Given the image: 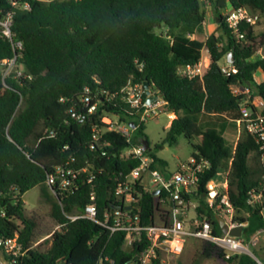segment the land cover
<instances>
[{"label": "trees", "instance_id": "trees-1", "mask_svg": "<svg viewBox=\"0 0 264 264\" xmlns=\"http://www.w3.org/2000/svg\"><path fill=\"white\" fill-rule=\"evenodd\" d=\"M206 2L219 21L218 31L211 34L198 29L207 18ZM242 6L264 18V0H54L35 1L29 10H19L14 31L23 41L21 61L32 78L11 75L6 85L0 80V230L19 234L24 255L18 264H130L148 245L144 234L127 246L126 231L112 232L87 217H70L84 212L92 193L98 217L112 214L123 202L117 195L119 183L141 163L126 153L148 140L139 109L131 108L122 96L131 83L145 87L149 82L152 91L164 95V110L176 114L167 131L171 143L181 135L198 139L192 156L208 165L199 172L197 190L184 194L186 202H197L195 217L209 218L214 233L223 234L220 210L207 200V185L224 170L236 217L248 221L246 241L264 229V197L248 203L252 188L264 193V148L246 128L234 142L224 135L242 117L247 96L235 93L234 85L249 87L252 98L264 102V79L255 77L260 70L264 73V57L256 56L264 46V27L258 31L256 25L243 23L235 30L223 13ZM204 49L210 56L204 75L181 73L180 67L203 60ZM12 54L11 42L0 34V57ZM222 60L230 64V73L223 71ZM87 88L89 105L82 101ZM72 106L81 117L71 115ZM252 107L264 113V106ZM114 115L119 124L137 123L130 126L129 137L103 121ZM145 153L152 169L171 173L168 162L150 147ZM59 166L75 171L66 188L47 184L48 175ZM37 186L59 226L45 250L36 245L42 217L27 212L24 200V194ZM154 191L145 187L143 178L134 184L132 212L144 224L169 221L176 205L167 191ZM189 240L198 241V260L260 264L248 253L227 258L225 249L210 240ZM252 250L264 263L262 247ZM163 258L160 253L154 264H164Z\"/></svg>", "mask_w": 264, "mask_h": 264}, {"label": "built area", "instance_id": "built-area-1", "mask_svg": "<svg viewBox=\"0 0 264 264\" xmlns=\"http://www.w3.org/2000/svg\"><path fill=\"white\" fill-rule=\"evenodd\" d=\"M35 1L51 2L54 0H0V34L11 42L13 48L12 55L0 57V80L5 85L11 75L14 78H32L31 74L25 73V66L21 61L23 41L16 37L14 24L19 10H29ZM225 15L229 27L235 30H238L243 23L256 25L261 20L259 13L251 11L246 6L231 7L227 9ZM241 37H243L242 34ZM262 56L264 57V55ZM208 66L209 64L201 60L196 64H187L180 67V72L190 77H202ZM222 69L227 73L231 72L230 64H224ZM240 93H246L247 96L241 107L242 117L236 120L238 125L237 139L242 128H246L264 148V113L252 107L262 108L264 102L260 97L252 98V92L249 87L241 88ZM122 96L131 108L139 109L138 113L143 121L158 115L165 103L162 97H154L152 102H148L149 96H157V94L154 91L148 93L147 89L140 83H131L124 87ZM82 101L87 105L92 102V96L88 88L82 97ZM70 113L74 118L81 117V114L74 106L70 108ZM103 121L109 124L110 129L120 131L128 137L131 135V129L128 124H119L111 116H104ZM145 150L143 145H140L129 148L126 151L127 154H134L139 157L141 163L117 187V195L123 199V208H115L116 210L112 214L107 212L105 218L100 219L98 217L96 196L92 193V202L86 206L84 212L70 217L73 219L87 217L110 228L112 232L117 230L126 231L127 246L141 240L144 234L149 243L139 253L136 261L130 264H154V261L160 257V253L181 254L185 249L187 240L191 237L214 242L225 249L227 258L237 253H248L255 257L260 264H264L251 247L258 241L259 235L264 233V229L254 234L249 241H246L244 234L241 237L228 233L215 234L212 222L207 217L202 219L194 217L192 221H188L186 208L189 203L186 202L184 194H190L197 190L199 172L208 165L207 161L199 160L192 156L191 160L188 163H183L177 171L164 173L159 169L151 168L152 160L145 153ZM74 178L75 171L73 168L59 166L55 172L48 175L47 184L66 188L73 183ZM141 178H143L145 187L149 185L152 190L160 189V193L165 190L170 194L171 199L175 201L176 205L172 212L173 217L169 221H156L152 224H144L141 221V217L132 212L134 184ZM207 187L209 189L207 196L209 204L211 206L216 205L229 227L234 228L243 225L244 222L236 217V209L230 200L226 175L220 182H215L212 179ZM263 197V190L252 188L249 191L248 203L255 204L263 200ZM125 206H131V208L128 209ZM1 215L5 216L6 212L3 211ZM22 255H24V245L19 238V234L16 232L14 235H7L0 230V264H18ZM162 262H166L165 257Z\"/></svg>", "mask_w": 264, "mask_h": 264}, {"label": "rangeland", "instance_id": "rangeland-1", "mask_svg": "<svg viewBox=\"0 0 264 264\" xmlns=\"http://www.w3.org/2000/svg\"><path fill=\"white\" fill-rule=\"evenodd\" d=\"M205 8L207 10V18L205 22L198 27V29L206 34L215 33L219 28V21L213 13L212 7L209 2H206ZM231 8V7H230ZM227 11L224 10L225 14ZM264 27V18L256 24V29L261 31ZM204 57L209 59V53L206 49L203 50ZM264 54V46L262 47L261 52H258L256 56ZM206 63L208 62L205 61ZM223 64L224 60L221 61ZM255 77L258 81L264 79V73L260 70L255 74ZM244 88V87H243ZM233 90L235 93H240L241 86L234 85ZM255 90V87L253 88ZM157 95H160L157 91H154ZM115 122H119L118 116H111ZM172 118L168 111L161 108V111L158 115L149 118L146 121L145 132L148 136L150 142L151 152L158 158L164 159L168 162L167 170L169 172H175L183 163H188L192 158V153L194 152L193 143H197L198 139L196 137L188 139L185 136L181 135L178 137L175 143H171L167 139V131L170 127ZM226 138L231 142L236 141L238 136V130L236 131L233 127L230 130L226 131ZM225 176V171L220 170L219 173L214 178L215 182H220ZM148 179V178H147ZM151 189L150 186H146ZM24 200L26 203V209L29 213H36L42 217L43 225L40 228V236L38 238L37 245L45 250L47 249L51 242L52 232L57 228V224L49 215V205L44 201L42 190L39 186L29 190L24 194ZM197 202L193 201L187 206V219L192 221L195 217V207ZM173 213H169L168 218H172ZM159 221V220H158ZM197 240H189L185 246L184 251L181 254L172 256L169 253H164L166 262L164 264H230L223 259L216 258H199L197 257ZM251 247H258L262 250H259V253L264 256V233L259 235L258 241L251 245ZM196 259L198 261H196ZM196 262V263H195Z\"/></svg>", "mask_w": 264, "mask_h": 264}, {"label": "water", "instance_id": "water-1", "mask_svg": "<svg viewBox=\"0 0 264 264\" xmlns=\"http://www.w3.org/2000/svg\"><path fill=\"white\" fill-rule=\"evenodd\" d=\"M228 61L230 63H232L234 61V54L233 52H230L229 55H228ZM145 88L147 89V92L150 93L152 90H151V86L149 84V82H145ZM154 97L155 98H158V97H164L163 94H160V95H157V96H149L148 97V102H152L154 100ZM131 127L135 128L137 126V123L133 122L130 124ZM143 147L145 149L149 148L150 147V144H149V141L147 139H144L143 140ZM160 189H157L154 191L155 194H159L160 193ZM124 206L121 204V205H116L115 208H123ZM126 208L130 209L131 206H125ZM218 222L222 228V231L223 233H228L230 235H234V236H238V237H241L243 234H244V226H246L248 224V221H245L243 225H239L237 227H234V228H230L228 223L225 221V218L222 216V215H219L218 217ZM255 258V257H254ZM62 264H65V262H62Z\"/></svg>", "mask_w": 264, "mask_h": 264}, {"label": "crops", "instance_id": "crops-1", "mask_svg": "<svg viewBox=\"0 0 264 264\" xmlns=\"http://www.w3.org/2000/svg\"><path fill=\"white\" fill-rule=\"evenodd\" d=\"M229 8H230V7H229ZM229 8H228V9H229ZM206 50H207V49H206ZM261 50H262V49H261ZM261 50H260V52H261ZM207 51H208V50H207ZM262 55H264V54H262ZM203 60H204V62L208 60V62H207L206 64H209V63H210V56H209V59H207L206 57H204V54H203ZM241 88H243V87H241ZM170 115H171L172 120L176 117V114H175V113H170ZM171 122H172V121H171ZM235 124H236V126L233 127V128L237 131L238 125H237L236 122H235ZM230 128H231V127H228V129H227L226 131L230 130Z\"/></svg>", "mask_w": 264, "mask_h": 264}]
</instances>
